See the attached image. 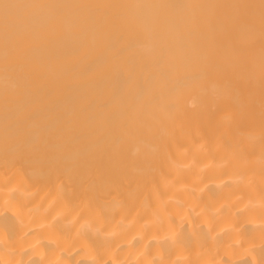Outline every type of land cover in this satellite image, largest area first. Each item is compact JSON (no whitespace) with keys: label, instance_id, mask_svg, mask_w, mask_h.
<instances>
[{"label":"bare ground","instance_id":"bare-ground-1","mask_svg":"<svg viewBox=\"0 0 264 264\" xmlns=\"http://www.w3.org/2000/svg\"><path fill=\"white\" fill-rule=\"evenodd\" d=\"M0 264H264V0H0Z\"/></svg>","mask_w":264,"mask_h":264}]
</instances>
